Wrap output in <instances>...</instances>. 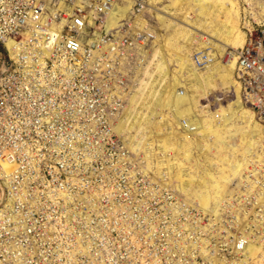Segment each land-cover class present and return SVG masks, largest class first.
I'll return each mask as SVG.
<instances>
[{"label": "rangeland", "instance_id": "rangeland-1", "mask_svg": "<svg viewBox=\"0 0 264 264\" xmlns=\"http://www.w3.org/2000/svg\"><path fill=\"white\" fill-rule=\"evenodd\" d=\"M212 1H223L232 7L229 17L236 26L232 39L243 37V42L231 43L226 53L218 56L213 48L203 44L205 38L197 35L188 46L196 62L193 65L205 71L211 64L222 63L224 73L232 74L231 67L236 64L234 83L240 89L239 97L255 115L264 134V92L260 93L261 108H256L246 98L249 84L238 77L239 53L249 47L250 41L264 56V22L258 19L264 0ZM185 17L186 14L180 19ZM0 56L2 61L8 56L2 46ZM130 61L125 77L95 76L96 69L95 79L79 78L87 86L81 93L53 94L42 99L25 94L5 97L17 113L9 135L20 139L23 150L31 148L38 172L30 186L32 190H25L18 200L21 201L16 214L24 220L17 224L20 228L15 245L32 250L29 255L18 254V264H264V201L259 200L264 197V162L263 168L250 166L236 179L221 207L210 202L208 211L201 210L175 183L176 168L168 173L165 161L174 153L159 152L157 137H150L144 150H136L123 143L114 131L115 118L127 105V99L134 95L143 97L140 91L145 90H141L139 81L147 85L144 78H131L136 67ZM171 61L173 71L175 62ZM260 62L264 66V60ZM112 68L110 71L114 72ZM99 70L104 76L107 69ZM154 71L149 68L150 74ZM260 81L263 82L259 87L264 86V80ZM216 86L202 100L210 112L236 101L233 88L221 83ZM108 89L111 92L106 93ZM122 91L125 94L121 95ZM46 99L48 104L73 105L75 113L60 111L63 121L48 122L46 127L22 123L25 118L34 121L38 115L50 113L38 108L29 111L30 102L39 105ZM118 128L119 124L116 131L126 140ZM41 131L46 141L39 140L37 133ZM30 134L32 141L27 142ZM240 142L236 137L235 145ZM261 143V157L255 160L262 163L263 138ZM160 160L163 167L158 166ZM67 211L74 215L69 216ZM248 244L250 252L244 250Z\"/></svg>", "mask_w": 264, "mask_h": 264}, {"label": "bare ground", "instance_id": "bare-ground-1", "mask_svg": "<svg viewBox=\"0 0 264 264\" xmlns=\"http://www.w3.org/2000/svg\"><path fill=\"white\" fill-rule=\"evenodd\" d=\"M146 1L148 15L145 17L146 13H143L136 18L138 23L136 29L151 32L146 18L152 19V23H155L152 31L156 34L148 45V50L143 47L137 48L132 58L128 59H132L136 67L131 78H140V80L144 78L147 85L143 86V80L139 81L141 90H145L140 91V96L143 97L140 99L139 95L138 97L134 95L129 99L130 101L127 99V106L118 117L114 131L121 136L119 131H116L119 124L118 129L126 136V140L122 136L123 143L127 142L136 150L142 149L150 137H157L160 142L159 152L175 154L171 159H166V169L171 173V169L176 168L174 178L181 193L191 202L197 203L201 210L208 211L210 202L219 207L226 200L228 190L250 166H255V169L263 168L264 160L262 159L261 163L255 159L261 157L260 147L262 138L264 144V134L255 115L244 106L239 97L240 89L237 85V90L234 83L236 64L231 67L233 75L224 73L222 63L211 64L205 71H200L193 65V62L194 64L196 62L188 46L199 35L205 38L203 44L206 47L216 51L215 55L223 56L228 45L238 40L239 45L242 44L243 37L232 39L236 27L229 17L232 7L223 1L221 3H214L212 0ZM259 10L258 19L264 22V6H260ZM117 11H112L109 18L110 25L107 20L109 28L116 26L118 20L126 16L127 8ZM189 12L195 15L191 16ZM184 14H186L185 21L180 19ZM22 47L24 43L19 44L16 40L5 42L6 52L16 60V64L32 59L34 55L35 60H27L24 67L26 71L36 66L41 67L42 59L37 55L41 54L39 52L43 47L39 46L38 51L35 48L25 49L26 55L21 54L22 57L19 58ZM171 60L175 62L173 71L170 69ZM127 63L131 61H123L121 66L126 67ZM225 64L224 66L227 67L228 60ZM149 68L155 69L154 73L150 74ZM140 71L143 73L139 76ZM171 74L173 78H170ZM217 83L233 88L234 101H236L225 108L210 112L202 104V100L208 95L209 90L216 89ZM125 92L122 91L120 94L123 95ZM59 112L60 110L56 109L54 113L57 114L56 117ZM52 113L53 111L49 116L55 118ZM187 132L190 134H186ZM236 137L241 139L239 146L234 143ZM195 151L198 152L196 156H194ZM158 166H164L162 160L159 161ZM185 168L188 169L186 172ZM185 176L188 178L186 179ZM1 180L7 189V202L10 203L6 210L11 213L16 191L12 189L11 179L6 181L4 175H1ZM21 192L25 193L24 190ZM60 196L66 197L64 193ZM259 200L264 201V197L260 196ZM69 210L72 212V209ZM67 213L69 216L74 215L68 211ZM216 215L217 213L214 214ZM244 247V250L252 251L249 244Z\"/></svg>", "mask_w": 264, "mask_h": 264}, {"label": "built area", "instance_id": "built-area-1", "mask_svg": "<svg viewBox=\"0 0 264 264\" xmlns=\"http://www.w3.org/2000/svg\"><path fill=\"white\" fill-rule=\"evenodd\" d=\"M124 8H127L126 16L120 18L116 26L109 28L107 20L109 24L112 11ZM147 11L146 0H0V46L5 48L6 40L24 43L19 58L26 55L25 49L35 48L38 51L39 46L43 47L39 52L41 54L37 55L42 59V66L29 71L24 67L27 60L36 59L34 55L32 59L17 64L10 56L3 61L0 56V264H18V254L32 253L31 247L22 250L15 245L16 233L20 228L17 224L24 220L16 212L21 201H18L22 195L21 190H32L30 186L38 174L30 155L31 148L23 150L20 139L9 135L17 113L14 104L7 103L5 97L25 94L42 99L53 94L81 93L87 86L84 85L85 81L79 82V78L95 79V76L107 77L112 74L125 77L126 67L121 66V63L132 58L137 48L148 50V45L156 34L152 31L155 25L152 19L146 18L151 32L136 29V18ZM147 15L148 13L145 17ZM248 44L249 47L239 53L238 77L249 84L250 92L246 94V98L251 101V105L260 109V93L264 92V86L259 87V83L263 82L260 79L264 80V66L260 60H264V56L255 49V42L253 44L250 41ZM99 68L107 69L104 76ZM111 68L115 71L111 72ZM96 69L98 74L93 76ZM34 104L29 103V111L34 108H38V111H53L55 118L49 116V113H42L34 121L25 118L22 123L26 126L34 124L46 127L48 122L54 121L60 124L63 113L59 112L56 117V109L61 112L71 110L73 113L76 110L73 105L68 104L50 105L47 99L45 103L35 104L37 106ZM126 106H123L122 112ZM118 117L115 118L116 122ZM30 136L31 134L27 136V142L32 141ZM37 136L39 140L46 141L42 131ZM40 157L42 158V153ZM1 175H4L6 181L11 179L12 189L16 191L11 213L6 210L10 203L7 202V189L1 183Z\"/></svg>", "mask_w": 264, "mask_h": 264}]
</instances>
